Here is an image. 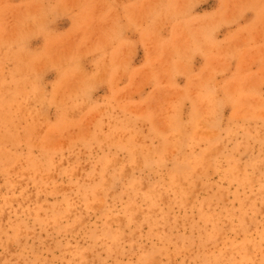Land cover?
I'll return each mask as SVG.
<instances>
[{"label":"rangeland","instance_id":"obj_1","mask_svg":"<svg viewBox=\"0 0 264 264\" xmlns=\"http://www.w3.org/2000/svg\"><path fill=\"white\" fill-rule=\"evenodd\" d=\"M0 264H264V0H0Z\"/></svg>","mask_w":264,"mask_h":264}]
</instances>
